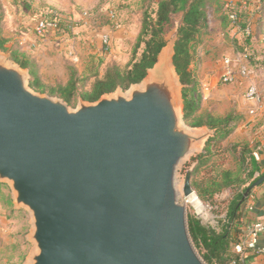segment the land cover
Returning a JSON list of instances; mask_svg holds the SVG:
<instances>
[{"label": "water", "instance_id": "1", "mask_svg": "<svg viewBox=\"0 0 264 264\" xmlns=\"http://www.w3.org/2000/svg\"><path fill=\"white\" fill-rule=\"evenodd\" d=\"M165 46L139 86L74 109L30 90L28 70L0 57V182L31 217L25 264H203L183 202L197 161L177 188L174 171L214 132L181 122Z\"/></svg>", "mask_w": 264, "mask_h": 264}, {"label": "rangeland", "instance_id": "2", "mask_svg": "<svg viewBox=\"0 0 264 264\" xmlns=\"http://www.w3.org/2000/svg\"><path fill=\"white\" fill-rule=\"evenodd\" d=\"M156 3L157 0H0V25L5 38L8 39L6 47H9L14 41H18L21 47L23 45L27 47V50L23 51H27L28 56L34 55V59L37 61L39 75L44 87L34 88L30 86V73L27 87L37 94L63 101L59 94L56 91L51 92L50 88L66 84L70 75L67 63L76 65L78 71H82L86 67L85 70L87 72H95L97 73L96 75H102L106 64L116 63L124 67L140 56L141 47L137 48L135 53L133 48L140 30L142 14L147 8L148 11L155 10ZM214 7L216 8V5ZM50 9L72 20V25L74 26L72 31L74 34L71 33L69 38L61 39L51 35L43 40H38L30 36L29 33L32 31L35 19L34 15L40 11ZM108 9L114 11L115 19L120 24L121 31L113 33L112 44L107 54L108 58H106L100 42V33L103 28L105 29L112 25L108 16ZM84 12H87L88 18H84ZM250 22L256 23V20ZM223 24L224 28L228 27L227 19L219 11H216L212 18L209 34L203 36L202 42L197 47L199 59L190 66L196 76L201 78L198 82L197 90L193 94L197 107L193 117H184L182 84L178 81L177 103L180 108L181 122L193 130H201L202 128L211 130L206 126L193 125L194 117L201 114L210 113L214 116L230 115L235 118V124L241 119H246V115L248 116L247 109L251 104L243 98L242 87L236 83L222 84L219 82V76L222 58L229 56L247 60L246 62L252 66L251 60L247 58L252 57V53L249 50V46L246 47L245 52L241 50L244 36L242 35L238 39L235 38L232 28L226 29L227 32H225L224 36L218 33ZM62 26H65V22L62 23ZM176 26V19H174L167 28L165 34L166 46L164 49L173 48ZM89 35H91L90 39H88ZM69 53L74 56H69ZM0 57L5 63L19 66L18 63L9 58L7 51H0ZM22 69L26 70V68ZM254 72L255 80L258 81L257 71ZM136 84L140 85V83ZM204 86L207 87V90L202 92ZM129 88L117 89L126 94L129 92ZM114 92L115 90L111 94H114ZM78 98L79 96H75L72 97L69 103L63 102L69 108L74 109ZM84 102L88 101L84 100ZM232 143L234 142L227 138L221 141V146L224 149H230L232 148ZM240 143V146H237V151L235 150L236 153L241 151L247 154L250 148L249 145L244 140ZM200 154H194L179 161L174 171V185L176 188L181 184L186 171L197 161V157ZM226 166L233 172L238 170L237 161L231 155L226 158ZM239 178L245 179L242 172L239 174ZM11 197L12 193L8 182H0V215L9 212L14 216V229L12 231L6 229V220L2 218V222L0 221V264H25L26 257L34 249L33 243L26 238L32 229L31 217L25 208H15ZM230 197L231 192L229 191L217 197L214 202L216 207L208 206V221L206 222L198 217L200 223L213 226L219 230V222L223 216L222 211L225 206V200ZM218 203L220 205H217ZM187 214L195 215L189 203H185V219ZM189 240L196 255L203 264H206L202 259L199 248L194 246L190 238Z\"/></svg>", "mask_w": 264, "mask_h": 264}, {"label": "trees", "instance_id": "3", "mask_svg": "<svg viewBox=\"0 0 264 264\" xmlns=\"http://www.w3.org/2000/svg\"><path fill=\"white\" fill-rule=\"evenodd\" d=\"M248 3L247 0L245 5L231 3L226 7V1L220 0H157L155 10L148 11L147 8L142 14L140 30L133 48L135 53L137 48L141 47V53L137 59L124 67L116 63L106 64L102 75H96L95 72L89 73L85 70L86 67L78 71L76 65L67 63V69L70 70L68 81L63 86L50 88V91H56L67 103L75 96L93 102L101 95L110 93L116 88L126 89L131 84L139 83L146 76L147 70L155 63L158 53L166 45L167 28L176 19L172 65L182 84L184 117H193L197 111L193 94L197 90L199 81L190 66L199 59L197 47L202 42L203 36L209 34L212 18L216 11H219L227 19L228 26L224 28L223 24L219 33L224 36L226 29L231 28L229 15L233 13L238 20L237 31L244 36L241 50L245 52L253 35L252 31L249 35L245 33V29L250 27L246 20L247 13L243 10ZM255 6L258 13L256 19L258 28L256 29H262L264 0H257ZM7 42L8 39L5 38L0 25V51H7L10 59L29 71L30 86L44 87L36 59L28 56L18 41H14L9 47H6ZM247 58L251 60L252 66L246 62L247 60L244 61L251 66L253 72L256 71L257 67L253 65L252 57ZM193 121V125L206 126L214 132L203 152L198 155L197 163L191 171L190 182L193 192L202 203L211 207H216L215 200L224 192H231V197L225 200L219 230L200 223L196 215L187 214L185 223L188 236L194 246L199 248L206 264H242L239 254L233 250V245L238 240L235 236L238 232L236 223L241 219L242 206L246 201L245 199L241 202V198L245 189L264 173L263 165L253 158L251 148L248 149L247 154H244L241 151L236 153L237 146H240L239 143H232L230 149H224L221 146V141L227 139L233 130L234 117L205 113L194 117ZM229 155L237 161L238 170L236 172L226 166V158ZM241 172L244 174V180L239 178Z\"/></svg>", "mask_w": 264, "mask_h": 264}, {"label": "built area", "instance_id": "4", "mask_svg": "<svg viewBox=\"0 0 264 264\" xmlns=\"http://www.w3.org/2000/svg\"><path fill=\"white\" fill-rule=\"evenodd\" d=\"M231 2L226 1V7ZM245 5V1L242 3ZM84 18H88L87 12L83 13ZM108 16L112 22L110 27L103 29L100 33V42L104 54H108L111 42L112 31L120 29V24L115 19V13L112 9H108ZM231 19L232 30H238V20L233 13L229 15ZM34 23L32 32L36 39L43 40L47 36H54L61 39L69 38L73 33L74 26L72 20L61 13L54 12L53 10L40 11L34 15ZM65 22V26L62 23ZM85 23V22H84ZM246 35L251 33L250 27L245 29ZM74 34V33H73ZM69 56H74L69 53ZM219 82L222 84H239L242 87V94L245 101L251 103L249 113L254 114L258 107L264 102V94L260 91L257 81L255 80L252 68L243 60L233 57L225 56L220 62V76ZM207 87H203L202 92L206 91ZM183 202L191 204L195 215L206 222L208 221V206L202 203L196 194L193 192L183 198ZM209 224V223H208ZM261 233H264V207L261 209L260 214L250 221L245 228L243 236L234 243L233 250L239 254L240 258L249 250H257V242Z\"/></svg>", "mask_w": 264, "mask_h": 264}, {"label": "crops", "instance_id": "5", "mask_svg": "<svg viewBox=\"0 0 264 264\" xmlns=\"http://www.w3.org/2000/svg\"><path fill=\"white\" fill-rule=\"evenodd\" d=\"M228 1L232 4H242L247 0H220ZM248 5L244 10L247 13V22L254 21L258 18V13L256 12L257 0H248ZM251 31L253 33L249 50L252 53V63L257 67V82L260 91L264 94V26L262 29H257L258 26L254 22H250ZM104 29V28H103ZM121 31V27L118 30L112 31V35ZM235 38L242 36V33L236 30H232ZM114 33V34H113ZM219 33V31H218ZM4 34V33H3ZM30 36L35 37L33 32L30 31ZM207 36V35H206ZM210 37V36H209ZM91 38L89 35L88 39ZM239 42V40H238ZM240 43V42H239ZM22 50H27V47L23 45ZM27 52V51H26ZM34 57V55H32ZM107 57V54L105 56ZM27 70V69H26ZM29 72V71H28ZM198 81L201 80L200 76H197ZM251 104V103H250ZM251 105L249 106V108ZM249 108L247 109L246 119L239 120L233 127V130L229 134L228 138L234 143H240L241 141H246L251 148V155L257 161H260L264 169V102L261 107L256 109L254 114L249 113ZM264 207V182L259 186L255 187L246 198L241 210V219L236 223L238 227V232L235 233L236 238L239 240L244 232L245 228L250 221L255 219ZM10 214V215H9ZM2 218L6 220V229L12 231L14 229V216L13 214L6 212L0 215V221ZM237 240V241H238ZM242 264H264V233H261L257 242V250H249L245 253L244 258H242Z\"/></svg>", "mask_w": 264, "mask_h": 264}, {"label": "bare ground", "instance_id": "6", "mask_svg": "<svg viewBox=\"0 0 264 264\" xmlns=\"http://www.w3.org/2000/svg\"><path fill=\"white\" fill-rule=\"evenodd\" d=\"M171 47H168V49H170ZM168 49H164L163 54L166 53V51H168Z\"/></svg>", "mask_w": 264, "mask_h": 264}]
</instances>
